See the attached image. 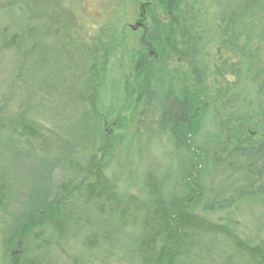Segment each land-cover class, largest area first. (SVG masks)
Here are the masks:
<instances>
[{
  "label": "rangeland",
  "instance_id": "1",
  "mask_svg": "<svg viewBox=\"0 0 264 264\" xmlns=\"http://www.w3.org/2000/svg\"><path fill=\"white\" fill-rule=\"evenodd\" d=\"M103 1L104 5H124L122 29L129 32L117 44L126 42L124 46L132 48L142 42L150 26L145 0H0V264H22V259L24 264H136L148 211L143 181L177 167L179 155L171 139L166 131H157L159 104L137 100L139 77L125 48L116 46L108 56L106 72L94 90L100 95L98 115L91 110L89 98L94 92L88 82L89 59L102 41L88 25L99 21ZM208 1V18H214L210 15L213 1ZM19 38L23 44H18ZM5 41L11 42L6 46ZM144 46L142 54L157 61V51L149 44ZM206 47L202 58L206 72L200 81L191 75L190 64L178 58L171 57L168 74L173 87L194 90L201 97L200 106L209 108L215 70L222 62H238L239 57L221 45L217 36ZM203 114L205 119L207 113ZM21 124L30 127L37 138H31ZM80 124L86 140L74 134ZM48 136L66 143L43 145ZM112 136L117 137L118 146L104 173L117 199L96 203L87 208L89 213L84 212L85 220L67 218L55 230L47 213H35L26 197L27 183H33L31 171L40 163L37 160L48 159L39 144L51 154L61 151L59 158L70 155L71 165L84 167L98 139ZM65 164L62 160L59 166ZM207 217L222 232H193L183 264H251L236 240L242 246L264 242V196L240 200ZM23 218L25 223L34 218L37 226L26 240L15 241Z\"/></svg>",
  "mask_w": 264,
  "mask_h": 264
},
{
  "label": "trees",
  "instance_id": "2",
  "mask_svg": "<svg viewBox=\"0 0 264 264\" xmlns=\"http://www.w3.org/2000/svg\"><path fill=\"white\" fill-rule=\"evenodd\" d=\"M145 1L149 2L144 12L150 26L143 41L139 40L132 48L124 46L126 42L117 44L129 32L122 29L120 14L124 5L108 2L104 5V1L98 4L99 21L93 20L88 29L101 37L102 43L89 59L88 82L94 92L106 72L108 56L123 47L130 57L132 70L139 77L135 84L137 100L159 104L157 131H166L171 139L173 150L179 155L176 159L179 168L174 167L166 175H149L143 181L148 211L142 222L136 264H183L191 250L193 232H222V227L207 214L229 209L243 199L264 196V0H212L210 15L214 18H208L206 0ZM216 36L239 59L232 64L222 62L215 70L211 105L204 108L194 90L173 87L168 67L171 57L178 58L190 64L191 75L200 81L206 72L202 64L206 46ZM10 42L4 44L8 46ZM17 42L23 44L22 38ZM145 44L157 51V61L142 54ZM228 76L234 81H228ZM99 96L94 92L89 98L91 110L97 115ZM203 111L207 113L205 119H202ZM81 126L84 125L73 130L74 134L77 133V139L86 140ZM21 128L29 131L31 138H37L30 127L21 124ZM50 137L44 139L43 145L66 143H57L58 139ZM43 145L39 144L38 149L48 159L37 160L40 163L31 171L33 183H27L26 197L35 213H47L55 230H60L64 219L85 220L87 208L117 199L104 173L118 146L116 136L98 139L84 167L71 165L70 155L59 158L57 154L61 151L51 154ZM58 159L66 164L59 166L62 160ZM56 172L62 175L57 176ZM27 220L25 223L23 218L18 225L15 241L20 237L26 240L37 226L34 218ZM236 241L251 264H264V242L242 246L240 240ZM20 262L24 264L26 260Z\"/></svg>",
  "mask_w": 264,
  "mask_h": 264
}]
</instances>
